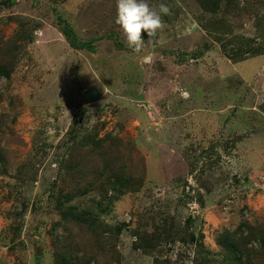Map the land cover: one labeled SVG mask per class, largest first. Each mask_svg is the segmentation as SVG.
Returning a JSON list of instances; mask_svg holds the SVG:
<instances>
[{"label":"rangeland","instance_id":"374dc122","mask_svg":"<svg viewBox=\"0 0 264 264\" xmlns=\"http://www.w3.org/2000/svg\"><path fill=\"white\" fill-rule=\"evenodd\" d=\"M148 2L169 12L154 36L142 31L135 52L116 23V0H0V62L11 71L0 75V264H58L63 249L76 263L230 264L221 232L247 220L264 235V0L221 12L262 49L241 61L206 33L210 14L196 0ZM57 13L96 50L73 47ZM91 88L98 95L87 101ZM88 134H110L142 180L101 213L127 224L102 242L58 224L76 181L60 177L62 161L71 139ZM91 145L77 149L79 163ZM99 200L107 196L90 190L67 205ZM259 243L249 247L264 260Z\"/></svg>","mask_w":264,"mask_h":264},{"label":"trees","instance_id":"16d2710c","mask_svg":"<svg viewBox=\"0 0 264 264\" xmlns=\"http://www.w3.org/2000/svg\"><path fill=\"white\" fill-rule=\"evenodd\" d=\"M204 12L210 14V17L203 23L206 33L214 38L222 49L223 54L229 59L241 61L248 59L256 54L261 53L262 49L255 46V38L247 37L245 35L235 33L228 16L221 14L227 7V11L233 12L235 9L240 8L241 0H196ZM57 24L59 29L69 40L70 44L76 48L87 47L91 50H96V47L91 45L90 41L81 42L77 33L66 18L57 13ZM263 33H259L262 35ZM9 66L0 62V75L9 76ZM110 135V134H109ZM109 135L105 138H97L94 134H88L82 140L76 141L71 139L69 146V154L63 159V173H68L75 181V185L68 189V193H64L61 201V224L63 229L70 231L79 226L85 229L90 236L102 242L103 235H114L112 238H118L119 234L126 228L127 224L122 222L113 226L110 222L102 217V212L108 211L113 201L119 198L120 195L126 192L135 191L139 189L142 180H138L137 174L128 169L127 163L122 156V151L118 147L108 143ZM92 143L88 154H84L82 161L79 163L77 158V149ZM115 147V148H114ZM69 157V158H68ZM88 160L95 164H89ZM7 160L0 154V172H7ZM145 171V170H144ZM143 179V177H142ZM136 182H139L136 184ZM90 190H100L103 195L107 196L106 204L104 201H96L91 203L90 206L81 207V205L70 204L75 196L85 194ZM105 205V206H104ZM264 226V224H262ZM17 237V234H15ZM195 240V236L192 235ZM219 242L227 251L226 259L230 264H264V260L257 256L252 257L253 251L249 244L254 240H260L259 245L264 246V235L261 229L257 230V226L251 225L247 220L241 222L234 230H225L220 233ZM148 246V243L146 244ZM149 246H151L149 244ZM148 246V247H149ZM201 252L203 248L204 263L209 260L205 255H209L204 251V243L197 245ZM203 246V247H202ZM80 249V248H78ZM229 254V256H228ZM72 249H63L58 253V264H90L89 258H84L82 262L76 263L73 260ZM154 264H162L160 258H155Z\"/></svg>","mask_w":264,"mask_h":264},{"label":"clouds","instance_id":"9594fccd","mask_svg":"<svg viewBox=\"0 0 264 264\" xmlns=\"http://www.w3.org/2000/svg\"><path fill=\"white\" fill-rule=\"evenodd\" d=\"M116 8V23L126 36L127 46L135 52L144 48L142 31L148 37L154 36L163 26L162 14L169 12L166 4L162 3L157 11L150 6L148 0H116ZM150 59V56L144 57L145 61Z\"/></svg>","mask_w":264,"mask_h":264},{"label":"water","instance_id":"95a60500","mask_svg":"<svg viewBox=\"0 0 264 264\" xmlns=\"http://www.w3.org/2000/svg\"><path fill=\"white\" fill-rule=\"evenodd\" d=\"M89 92H91L90 95H88ZM97 95H98V90L95 88H91L84 93L83 97L85 100L90 101V100H94L97 97ZM39 252H40V249L37 248V253Z\"/></svg>","mask_w":264,"mask_h":264}]
</instances>
